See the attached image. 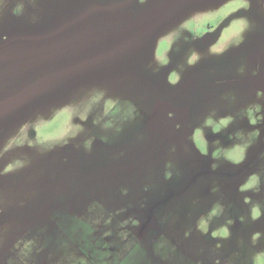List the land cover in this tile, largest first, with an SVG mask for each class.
Instances as JSON below:
<instances>
[{"label":"rangeland","instance_id":"1","mask_svg":"<svg viewBox=\"0 0 264 264\" xmlns=\"http://www.w3.org/2000/svg\"><path fill=\"white\" fill-rule=\"evenodd\" d=\"M244 2L4 0L0 264H264V0Z\"/></svg>","mask_w":264,"mask_h":264},{"label":"flooded vegetation","instance_id":"2","mask_svg":"<svg viewBox=\"0 0 264 264\" xmlns=\"http://www.w3.org/2000/svg\"><path fill=\"white\" fill-rule=\"evenodd\" d=\"M85 22L89 23V19L85 20ZM160 111L161 112L156 116L158 124L160 125L159 128H163L168 133L170 131L173 135H182L184 125L182 124L181 119L177 118L175 113L168 111V109H166L165 114L163 110ZM172 138H175V136Z\"/></svg>","mask_w":264,"mask_h":264},{"label":"clouds","instance_id":"3","mask_svg":"<svg viewBox=\"0 0 264 264\" xmlns=\"http://www.w3.org/2000/svg\"><path fill=\"white\" fill-rule=\"evenodd\" d=\"M145 2V0H140V3H144ZM4 4V0H0V5H3ZM242 6H244V7H247L248 6V4H247V0H245V2H244V4L242 5ZM23 9H24V5L23 4H20V5H18L13 11H14V14L15 15H19L22 11H23ZM37 19V17H33V21H35ZM176 79H177V77L175 76V74H173V77H172V81H173V83H175L176 82ZM224 123L226 124L227 123V121H224ZM253 123H255V121H253ZM217 131H219V128H217ZM207 153L205 152V155H206ZM261 156H262V158H264V153H262L261 154ZM241 159H242V157H241ZM240 161H237V163H239ZM136 223H138V222H136ZM213 235L214 236H224V237H227L228 235H229V232H228V229L227 228H224V229H222L221 231H219V232H216V233H213ZM257 235H259V234H257ZM9 264H11V259L9 260Z\"/></svg>","mask_w":264,"mask_h":264},{"label":"water","instance_id":"4","mask_svg":"<svg viewBox=\"0 0 264 264\" xmlns=\"http://www.w3.org/2000/svg\"><path fill=\"white\" fill-rule=\"evenodd\" d=\"M160 110H163V112H164V114H165V112H166V108L164 107V106H159L158 107V111H157V113H156V115L155 116H157L161 111Z\"/></svg>","mask_w":264,"mask_h":264}]
</instances>
